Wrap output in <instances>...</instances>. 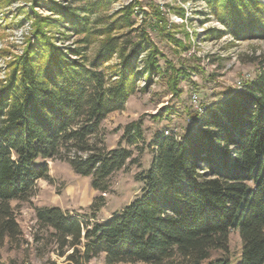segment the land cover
<instances>
[{"label": "trees", "instance_id": "16d2710c", "mask_svg": "<svg viewBox=\"0 0 264 264\" xmlns=\"http://www.w3.org/2000/svg\"><path fill=\"white\" fill-rule=\"evenodd\" d=\"M204 1L235 40L264 37L262 0ZM58 11L77 33L86 32L83 20L67 9ZM153 16L164 32L160 12ZM45 26L35 24V43L11 63L6 82L0 81V245L22 236L11 203L26 201L37 181L48 178L46 161L57 158L62 146L72 142L77 154L88 152L70 165L92 178L94 190H108L110 177L127 166L133 152L121 146L95 151L88 140L108 115L124 109L142 75L151 84L164 73L159 61L164 56L145 31L130 53L109 36L89 67L56 48ZM132 26L125 17L102 34ZM148 49L146 66L138 72L139 54ZM119 53L117 79L108 84L99 68ZM257 62L255 79L203 105L181 138L156 133L141 194L111 220L82 224L59 207L35 210L38 225L52 230L61 248L74 249L71 264H87L101 254L106 264H234L227 256L231 230L240 234V264H264V55ZM171 73L168 89L180 98L186 72ZM173 114L166 107L155 118ZM123 135L128 146L143 140L142 122L128 124ZM217 253L222 254L214 258Z\"/></svg>", "mask_w": 264, "mask_h": 264}, {"label": "rangeland", "instance_id": "374dc122", "mask_svg": "<svg viewBox=\"0 0 264 264\" xmlns=\"http://www.w3.org/2000/svg\"><path fill=\"white\" fill-rule=\"evenodd\" d=\"M61 9L83 20L86 32L77 33L74 24L59 15ZM154 10L160 12L164 32L156 28ZM125 17L131 19L132 27L114 30L111 35L102 34ZM37 22L46 23V36L56 48L89 67L109 36L130 53L131 45L138 43L145 31L151 46L157 47L164 56L159 58L164 73L155 75L151 84L142 75L138 92L125 102L124 109L108 115L88 140L89 147L95 151L107 152L121 146L133 152L127 166L110 177L108 190L105 193L94 190L92 178L78 175L70 165L72 158L85 157L88 152L77 154L72 142L62 146L57 158L46 161L48 178L37 181L26 201H12L11 207L23 234L13 241L5 239L0 245V264H71L68 260L74 249L61 248L54 232L38 225L35 210L59 207L82 224L111 220L141 194V177L153 165L152 142L156 133L165 131L181 138L193 126L194 115L203 105L222 98L228 90H236L241 81L244 84L254 80L257 59L264 55V37L235 40L212 15L204 0H0L1 82L5 83L11 73V63L26 53L29 44L35 43ZM169 35L182 43L181 46L170 41ZM150 50L139 54L138 72L144 70ZM120 64L119 53L99 68L108 84L111 79H117L115 72ZM173 70L186 72L180 78L183 90L180 98L168 89ZM166 107L173 108L175 114L156 119ZM140 121L144 139L128 146L122 140L124 129ZM228 248L227 256L240 264L242 248L238 231L231 230ZM221 254L217 253L214 258ZM87 264H106V255L101 254Z\"/></svg>", "mask_w": 264, "mask_h": 264}, {"label": "built area", "instance_id": "2783aa9c", "mask_svg": "<svg viewBox=\"0 0 264 264\" xmlns=\"http://www.w3.org/2000/svg\"><path fill=\"white\" fill-rule=\"evenodd\" d=\"M247 80H248V79H247ZM242 87H243V82L241 81V82H239V83L237 84V88H238L239 90H241ZM194 100H195V103H197L195 97H194ZM166 134L168 135V133H166Z\"/></svg>", "mask_w": 264, "mask_h": 264}]
</instances>
